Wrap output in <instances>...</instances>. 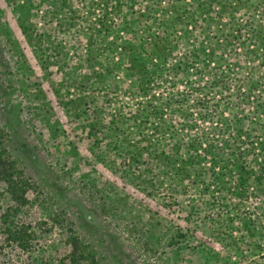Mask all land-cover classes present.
Here are the masks:
<instances>
[{"label":"rangeland","instance_id":"1","mask_svg":"<svg viewBox=\"0 0 264 264\" xmlns=\"http://www.w3.org/2000/svg\"><path fill=\"white\" fill-rule=\"evenodd\" d=\"M0 142V264H264V0H0Z\"/></svg>","mask_w":264,"mask_h":264},{"label":"trees","instance_id":"2","mask_svg":"<svg viewBox=\"0 0 264 264\" xmlns=\"http://www.w3.org/2000/svg\"><path fill=\"white\" fill-rule=\"evenodd\" d=\"M135 65L136 70L141 74V82L145 83L148 82V73H144L145 69L144 66L141 64L139 60H135L133 62ZM143 67V68H142ZM1 144V142H0ZM5 150L0 148V177L2 180L7 183L8 186V192L14 202H16L18 205H21L23 202H26L24 199V189H20L18 187V184L16 183V180L12 178L13 172H9V166L10 163L8 160L4 157ZM15 210V209H14ZM10 231V228L7 227V233ZM26 230H15L14 232L10 233L11 237L15 240V242L22 248L25 246L26 241ZM13 234H16L12 236ZM69 244L71 246V255L69 258V264H82V259H88L87 255L85 253H88L84 245L81 243V241L76 237H70ZM94 263L95 261L92 260ZM98 264V263H95Z\"/></svg>","mask_w":264,"mask_h":264}]
</instances>
